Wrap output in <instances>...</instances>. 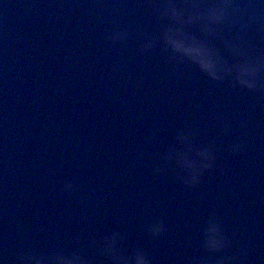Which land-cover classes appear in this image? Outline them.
Here are the masks:
<instances>
[{
	"label": "water",
	"instance_id": "95a60500",
	"mask_svg": "<svg viewBox=\"0 0 264 264\" xmlns=\"http://www.w3.org/2000/svg\"><path fill=\"white\" fill-rule=\"evenodd\" d=\"M128 27L158 34L146 0H0V264L24 246L71 250L77 235L92 256L88 242L113 230L152 264H184L213 209L234 252L252 245L242 264H264V95L191 66L176 79L159 49L139 54L140 33L106 40ZM249 37L264 50V34ZM189 127L217 146V168L196 189L152 173ZM241 140L246 151L229 155ZM157 219L168 231L153 240L146 226Z\"/></svg>",
	"mask_w": 264,
	"mask_h": 264
},
{
	"label": "clouds",
	"instance_id": "9594fccd",
	"mask_svg": "<svg viewBox=\"0 0 264 264\" xmlns=\"http://www.w3.org/2000/svg\"><path fill=\"white\" fill-rule=\"evenodd\" d=\"M151 15L159 23V32L148 35L140 28H124L106 36L113 46L124 45L130 36L140 33L143 41L139 54L147 56L159 49L176 79L188 75L185 66H191L216 84L227 82L233 89L264 95V50H259L249 33L264 34V2L261 0H146ZM218 126L224 134L232 131L231 125L221 116ZM240 128L247 121L240 120ZM201 132L191 127L176 132L174 142L166 151L157 154L159 163L152 173L167 175L170 171L186 188L196 189L203 183L206 173L217 168L216 141L199 142ZM148 143L155 136L146 138ZM229 155L238 156L246 151L244 141L228 146ZM221 175L226 174L223 166ZM63 191H76L74 181H67ZM83 203V201H81ZM168 231L163 219L146 226V232L158 240ZM232 236L226 232L223 218L213 209L201 230L199 247L193 250L184 264H242L248 257L251 244L233 251ZM71 250L61 247L35 251L24 246L14 258V264H152L148 252L140 246L129 249L127 236L119 230L92 238L88 247L95 255H88L81 237H73ZM190 246V245H189Z\"/></svg>",
	"mask_w": 264,
	"mask_h": 264
}]
</instances>
